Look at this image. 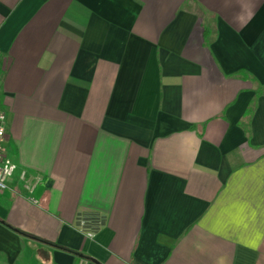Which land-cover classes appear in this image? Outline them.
I'll return each mask as SVG.
<instances>
[{"label": "crops", "instance_id": "0c3cea01", "mask_svg": "<svg viewBox=\"0 0 264 264\" xmlns=\"http://www.w3.org/2000/svg\"><path fill=\"white\" fill-rule=\"evenodd\" d=\"M0 52V264H264V0H0Z\"/></svg>", "mask_w": 264, "mask_h": 264}, {"label": "built area", "instance_id": "2783aa9c", "mask_svg": "<svg viewBox=\"0 0 264 264\" xmlns=\"http://www.w3.org/2000/svg\"><path fill=\"white\" fill-rule=\"evenodd\" d=\"M1 54V52H0ZM6 113L0 107V192L11 191L17 193V190L11 185L13 178H17L20 189L28 194V199L37 203L33 192L36 186L40 183V178L37 175L28 174L25 170H18V164L11 159L5 149L6 143ZM92 236L91 233H88Z\"/></svg>", "mask_w": 264, "mask_h": 264}, {"label": "trees", "instance_id": "16d2710c", "mask_svg": "<svg viewBox=\"0 0 264 264\" xmlns=\"http://www.w3.org/2000/svg\"><path fill=\"white\" fill-rule=\"evenodd\" d=\"M240 74L243 76V77H247L246 76V74H245V72L243 71V70H240ZM250 112V110H248L247 111V114ZM0 221L2 222V220L0 219ZM8 227H10L11 229H13L14 231H16V232H18V233H20L21 235H24V236H27V237H32L31 235H29V234H27V233H25V232H23V231H21V230H19V229H17V228H14V227H12V226H9L8 224H6ZM63 250H66V251H69L70 253H73V254H77V255H79L77 252H75V251H72V250H69V249H67V248H64V247H61ZM91 261H93V262H95L96 264H99L98 262H96V261H94L93 259H91V258H89Z\"/></svg>", "mask_w": 264, "mask_h": 264}]
</instances>
